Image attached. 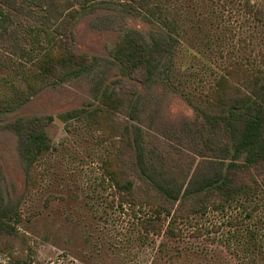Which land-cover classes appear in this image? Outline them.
Segmentation results:
<instances>
[{
	"label": "rangeland",
	"instance_id": "374dc122",
	"mask_svg": "<svg viewBox=\"0 0 264 264\" xmlns=\"http://www.w3.org/2000/svg\"><path fill=\"white\" fill-rule=\"evenodd\" d=\"M246 1L166 3L181 26L173 66V82L181 90L198 87L197 92L210 93V81L231 62L264 63V26L251 12L255 5L264 10V0H249L253 9ZM128 29L146 40L161 32L158 25L120 4L89 8L72 26L73 49L99 57L97 67L41 89L0 119L5 190L22 201L20 229L25 237L14 239V248H25L33 264H264V161L237 174V183L248 188L246 194L227 201L205 197L198 212L172 225L175 233L147 232L143 227L154 201L137 178L132 152L124 145L125 124L133 120L142 128L145 152L166 179H175L182 188L195 182L194 176L209 172L213 153L197 144V131L205 120L180 93L163 81L122 74L109 50ZM119 81L127 97L133 93L135 119L126 109L112 113L102 103L98 116L61 117L75 108L99 105L103 90ZM49 115L52 148L36 162L28 182L14 126L19 118ZM128 179L137 183L136 204L126 201L125 189L117 185ZM161 219L165 229L168 220L165 215ZM6 259L0 251V264Z\"/></svg>",
	"mask_w": 264,
	"mask_h": 264
},
{
	"label": "trees",
	"instance_id": "16d2710c",
	"mask_svg": "<svg viewBox=\"0 0 264 264\" xmlns=\"http://www.w3.org/2000/svg\"><path fill=\"white\" fill-rule=\"evenodd\" d=\"M168 1L171 0H0V119L26 104L41 89L63 84L97 67L99 57L73 49L72 26L89 8L108 2L120 4L161 28L148 40L131 29L123 30L109 53L120 64L122 74L163 81L205 120L197 131V144L213 153L206 175L194 176L196 183L189 182L185 188L175 179H166L161 167L145 152L143 130L132 120L133 93L127 97L126 91L119 88L121 81L103 90L99 105L75 108L61 115L64 120L84 113L91 118L103 113L102 104L110 106L112 113L126 109L133 122L125 124L121 137L132 152L137 178L150 190L154 201L150 204L152 214L144 220L143 227L158 233H175L172 225L186 214L198 212L205 197L227 201L246 194L248 188L237 183V174L264 161V63L231 62L210 81V93L197 92L198 87L181 90L173 82L178 54L175 44L179 42L181 26L166 5ZM245 6L253 9L249 0ZM251 12L264 26L262 7L255 5ZM51 121V115L30 116L19 118L14 126L28 182L36 162L52 148L48 132ZM117 185L127 193L122 197L136 204L137 183L128 179ZM21 207V199H12L5 190L0 164V251L7 256L2 264H33L25 248H14V239L25 237L20 229ZM162 215L168 220L165 229L160 224Z\"/></svg>",
	"mask_w": 264,
	"mask_h": 264
}]
</instances>
